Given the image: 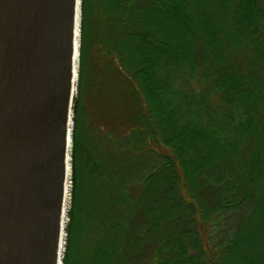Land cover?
Masks as SVG:
<instances>
[{
  "label": "trees",
  "instance_id": "trees-1",
  "mask_svg": "<svg viewBox=\"0 0 264 264\" xmlns=\"http://www.w3.org/2000/svg\"><path fill=\"white\" fill-rule=\"evenodd\" d=\"M61 264H264V0H80Z\"/></svg>",
  "mask_w": 264,
  "mask_h": 264
},
{
  "label": "water",
  "instance_id": "water-1",
  "mask_svg": "<svg viewBox=\"0 0 264 264\" xmlns=\"http://www.w3.org/2000/svg\"><path fill=\"white\" fill-rule=\"evenodd\" d=\"M79 24L80 0H0V264H61Z\"/></svg>",
  "mask_w": 264,
  "mask_h": 264
},
{
  "label": "bare ground",
  "instance_id": "bare-ground-1",
  "mask_svg": "<svg viewBox=\"0 0 264 264\" xmlns=\"http://www.w3.org/2000/svg\"><path fill=\"white\" fill-rule=\"evenodd\" d=\"M78 20L79 19H78V11H77V18H76V22L77 23H78ZM75 40H77L76 36H75ZM76 72H77V69H76V58H74V73L72 75V83H73V85L76 82V79H75V73ZM67 174H68V171H67ZM67 189H68V185H67V182H66L65 183V188H64V197H63L64 207H63V210H62V215H61V220H60L61 228L65 227V222H66V201L68 199ZM63 234H64L63 231H61V234H60L61 236H60L59 245H58L59 254L61 252V248H63V245H64V235Z\"/></svg>",
  "mask_w": 264,
  "mask_h": 264
},
{
  "label": "rangeland",
  "instance_id": "rangeland-1",
  "mask_svg": "<svg viewBox=\"0 0 264 264\" xmlns=\"http://www.w3.org/2000/svg\"><path fill=\"white\" fill-rule=\"evenodd\" d=\"M75 93V92H74ZM69 187H70V184H69ZM68 203H69V197H68V199H67V201H66V211H67V208H68ZM66 222H67V215H66ZM66 222H65V224H66ZM64 238H65V232H64ZM63 249H64V247H63Z\"/></svg>",
  "mask_w": 264,
  "mask_h": 264
},
{
  "label": "built area",
  "instance_id": "built-area-1",
  "mask_svg": "<svg viewBox=\"0 0 264 264\" xmlns=\"http://www.w3.org/2000/svg\"><path fill=\"white\" fill-rule=\"evenodd\" d=\"M68 184H69V182H68Z\"/></svg>",
  "mask_w": 264,
  "mask_h": 264
}]
</instances>
